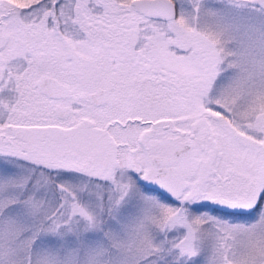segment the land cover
Wrapping results in <instances>:
<instances>
[{
	"label": "snow or ice",
	"instance_id": "1",
	"mask_svg": "<svg viewBox=\"0 0 264 264\" xmlns=\"http://www.w3.org/2000/svg\"><path fill=\"white\" fill-rule=\"evenodd\" d=\"M0 264H264V0H0Z\"/></svg>",
	"mask_w": 264,
	"mask_h": 264
}]
</instances>
